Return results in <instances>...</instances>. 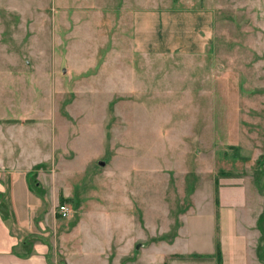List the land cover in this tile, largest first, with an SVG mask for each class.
Returning <instances> with one entry per match:
<instances>
[{
  "label": "rangeland",
  "instance_id": "rangeland-1",
  "mask_svg": "<svg viewBox=\"0 0 264 264\" xmlns=\"http://www.w3.org/2000/svg\"><path fill=\"white\" fill-rule=\"evenodd\" d=\"M127 2L0 0V129L15 128L16 160L28 135V166L45 170L32 182L72 199L54 200L70 232L58 259L212 264L221 194L240 185L237 225L264 264V0ZM136 7L207 10L212 41L139 53Z\"/></svg>",
  "mask_w": 264,
  "mask_h": 264
},
{
  "label": "crops",
  "instance_id": "crops-1",
  "mask_svg": "<svg viewBox=\"0 0 264 264\" xmlns=\"http://www.w3.org/2000/svg\"><path fill=\"white\" fill-rule=\"evenodd\" d=\"M127 1L121 0L119 4L121 14L127 10L124 9ZM131 25L132 43L139 53H203L212 41V14L207 10H145L136 7L132 8ZM12 130L15 128L9 131V139H4L0 129V264H71L61 249L65 247L62 241L70 232L57 227L54 200L58 195L69 202L72 199L64 195L63 190L56 191L51 179L36 178L32 182L29 173L44 172V167L39 160L28 166V135L25 157L16 160L12 156L18 154L17 150L23 152L17 143L13 145L11 139L17 142V135L12 134ZM37 189V194L44 190L46 195L38 197L34 193ZM225 190L231 193H228L227 201L224 190L221 194L222 205L217 211L220 242L214 252L215 263L212 262L214 258L210 262L251 264L247 236L239 229L236 220L239 215L236 206L242 201V186ZM57 244L60 245L58 250ZM60 254H63V261L58 259Z\"/></svg>",
  "mask_w": 264,
  "mask_h": 264
},
{
  "label": "built area",
  "instance_id": "built-area-1",
  "mask_svg": "<svg viewBox=\"0 0 264 264\" xmlns=\"http://www.w3.org/2000/svg\"><path fill=\"white\" fill-rule=\"evenodd\" d=\"M56 212L60 217H67L70 214L71 209L65 203H61L57 206Z\"/></svg>",
  "mask_w": 264,
  "mask_h": 264
}]
</instances>
